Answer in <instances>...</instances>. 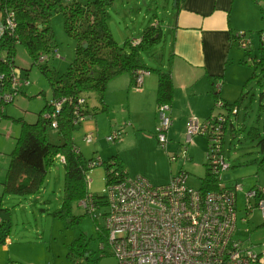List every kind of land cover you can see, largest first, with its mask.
I'll return each instance as SVG.
<instances>
[{
	"label": "rangeland",
	"instance_id": "rangeland-1",
	"mask_svg": "<svg viewBox=\"0 0 264 264\" xmlns=\"http://www.w3.org/2000/svg\"><path fill=\"white\" fill-rule=\"evenodd\" d=\"M174 5V0H115L114 5L108 10L109 28L115 40L122 44L125 40L141 39L143 31L148 26L159 22L163 34L160 43L153 50L157 53L156 57H152V51L143 53L142 58L145 64L152 68L168 66L170 46L168 42L172 39ZM255 9L260 19L256 20V23H261L264 29V3H261V7L255 5ZM50 26L54 33L57 51L55 54L51 53L49 60L42 62L41 66L33 63L23 46L16 47L15 70L18 73L27 74L30 85L25 88V94H18L14 102L5 107V109L8 107V117L0 121V177L2 179H0V220L3 221L0 226V261H5V264H10V262L73 264L70 259L72 252L75 260L84 264H118L110 254L101 257L103 239L97 229L99 225L103 227V223L95 220L92 215L86 214L79 205V201L74 202L71 207V216L76 219L74 222L60 213L65 176V167L62 162L55 161L38 193L23 196L4 194V180L10 164V154L15 148V137L18 136L20 129V124L14 119L23 117L30 122L32 119L36 121L45 103L52 99L50 83L43 74V70L47 69L54 74V77H59L66 72L75 59L76 42L66 34L63 15L54 13ZM247 36L252 41L251 56L248 57L246 50L240 46L233 47V50L238 51L239 54V62L231 64L232 66L229 65L231 69L232 67L234 69L233 79L229 83H220L224 86V95L229 103L239 99L242 92L246 94L243 101L236 106L238 114L231 116L236 138H233L234 134H231L229 127L225 135L223 153L226 162L231 167L227 172L231 177L228 184L240 183L242 187V190L237 192L239 214L234 237L258 245L264 244L263 218L257 208L252 209L246 218V194L253 185H258V176L264 175V170L258 169L257 165V162L264 156V143L260 141L264 139V66L258 65L256 68V62L262 57L258 30L249 31ZM57 54L60 58L56 57ZM245 58L248 59L246 64L242 63ZM162 60L164 63L161 64ZM246 82L249 84L244 87ZM99 95L94 91L85 95L93 111L102 103ZM123 96L126 97V94ZM95 118H97V123ZM95 118L83 122L73 132V140L84 158H98L101 154L103 161L108 163L112 161L111 156L114 154L116 144L109 143L106 137L119 125L116 126L106 113L99 112ZM252 128L258 129L260 139L251 141L247 138L246 134L248 135ZM89 132L98 135L91 144L83 141V137ZM147 135L150 134L147 133ZM50 138L52 141L58 140V136L53 132ZM139 141L142 145L133 168H141L151 174L162 167L160 157L153 149L150 140L140 138ZM181 142L183 145L180 149L184 146L185 140ZM207 149V139L198 136L194 139V145L188 148V155H191L193 160H185L184 155L180 153L176 158L177 163L173 165L174 175L183 169L189 172L188 185L194 189H198L201 185L200 176L204 174L203 164L207 158ZM178 160L181 162L178 163ZM106 174L105 166H98L89 171L92 193L96 195L106 193ZM244 219L248 222H242ZM6 236L10 238L13 245L7 250L4 249V243H2V239L4 240ZM79 244L80 247H76ZM261 248L258 247V251ZM85 250L91 253L90 262L85 259ZM105 252L108 253L107 250Z\"/></svg>",
	"mask_w": 264,
	"mask_h": 264
},
{
	"label": "built area",
	"instance_id": "built-area-1",
	"mask_svg": "<svg viewBox=\"0 0 264 264\" xmlns=\"http://www.w3.org/2000/svg\"><path fill=\"white\" fill-rule=\"evenodd\" d=\"M6 27L11 30L15 27L13 14L7 16ZM245 36L246 33L240 31L236 34V40L241 48L248 50L251 39ZM260 38L264 43V32ZM56 57L60 58V55ZM47 60L48 57L42 55L39 63ZM150 73L139 71L134 88L140 89L144 78ZM29 85L28 79L15 68L10 70L9 75L0 73V103L3 107L12 104L18 93ZM68 102L74 105L75 126L90 117L84 113L87 107L83 97L74 102L71 99L51 101L44 119L53 129H58L57 116ZM170 113L169 104L157 106L159 124L155 137L159 146L166 150L171 143L167 134L173 123ZM237 114L236 107H228L218 99L214 103V112L208 118L192 115L186 127L182 154L185 160L189 158L187 148L196 137L208 140L211 147L209 168L218 179L219 189L216 191L204 193L199 188L190 187L189 173L184 170L172 176L167 185L158 186L142 175L131 177L124 169V172L120 173L119 170L111 177L105 194L96 195L90 190L88 173L93 168L103 166L105 161L100 156L87 161L88 193L79 201V205L103 223V227H99L103 239L101 256L110 254L118 264H264V244L257 245L234 237L238 222L237 192L242 187L240 183L228 184L229 180H224L230 166L224 157L223 147L230 125L233 128L231 116ZM122 136L123 128H120L114 130L106 140L116 144ZM94 139V133L83 137L87 144L93 143ZM179 154L171 159L176 160ZM57 159L65 163L64 156L59 155ZM114 169L111 167V170ZM246 203L247 215L257 208L264 226V188H251L246 194ZM5 242L11 241L6 239ZM258 247L262 248L258 251Z\"/></svg>",
	"mask_w": 264,
	"mask_h": 264
},
{
	"label": "trees",
	"instance_id": "trees-1",
	"mask_svg": "<svg viewBox=\"0 0 264 264\" xmlns=\"http://www.w3.org/2000/svg\"><path fill=\"white\" fill-rule=\"evenodd\" d=\"M174 1L176 8L180 0ZM253 1L260 7L261 3H264V0ZM114 2L115 0H0V73L9 75L10 70L16 68L14 58L18 45L23 46L33 63L39 66H41L40 56L45 55L49 60V55L56 53L54 33L50 26L54 13L63 15L66 34L76 42L75 59L65 73L54 77L49 70H43V74L50 83L52 99L45 103L36 122L29 123L23 118L14 119L20 124V132L15 138L16 145L10 154V164L4 180V194L19 196L36 194L44 185L48 171L54 165L57 156H64V191L60 213L70 218L72 222L76 220L74 216H71L72 204L86 197L88 193L86 173L89 170H87L86 163L93 158H84L76 151L78 149L73 140V132L81 124L74 125V105L72 103H66L57 116L58 129H53L44 119V113L50 109L51 101L71 99L74 102L77 98L83 97L86 99L87 107L84 113L88 114L90 116L88 119H90L97 113L89 109L85 96L87 93L98 92L102 102L108 84L113 79L129 74L132 77L131 86L135 87L136 74L141 70L154 73L158 77L157 105L169 104L171 106L174 98L175 88L170 66L166 71L152 68L147 66L142 58L143 53L152 52L162 39L163 31L159 22L148 26L137 43L125 40L120 44L115 40L109 28L108 10ZM9 14H13L15 23L12 30L6 27V18ZM234 38L236 35L233 36V41H235ZM260 50L262 57L256 62V68L258 65L264 66V43H261ZM172 56L171 52L170 57ZM23 76L27 78V74ZM248 84L246 82L244 87ZM21 91L18 94H23ZM214 94L215 100L221 99L217 91H214ZM245 95L242 92L235 102L224 101V103L228 107H236L243 101ZM5 107L0 103V121L8 117L5 114ZM51 132L58 136L57 141L51 140ZM230 132L235 136L233 128ZM246 136L251 141L260 139L257 128H252ZM260 141L264 143V139ZM207 146V158L203 164L204 174L200 178L199 187L204 193L219 189L218 179L208 164L211 149L208 140ZM112 160L113 164L105 162L103 165L106 168L107 185L115 172L119 170L120 173L124 172V167L121 166L118 157ZM257 165L258 169L264 170V156L257 162ZM111 167L115 169L111 170ZM99 227L100 225L97 230L101 233ZM76 247H80V244ZM84 256L87 262L92 260L89 250L84 251ZM70 259L73 264H84L75 260L72 252Z\"/></svg>",
	"mask_w": 264,
	"mask_h": 264
},
{
	"label": "crops",
	"instance_id": "crops-1",
	"mask_svg": "<svg viewBox=\"0 0 264 264\" xmlns=\"http://www.w3.org/2000/svg\"><path fill=\"white\" fill-rule=\"evenodd\" d=\"M255 5L259 6L253 0H180L178 7H174L171 26L172 39L168 42V45L170 44L168 66L159 67L166 71L170 66L175 88L170 113L173 123L167 133L170 142L173 143H170L167 150L160 148L154 135L158 126V105L156 102L158 77L156 74L147 75L140 89L131 86L132 77L129 74H123L108 84L102 103L96 110L93 111L89 107L93 113L97 114L104 109L102 113L108 114L111 121L116 126L119 125L118 129L123 128V136L116 143L114 154L111 157H118V161L127 170L129 176L142 175L153 185L158 186L170 182L174 176L173 165L177 163V160H172L171 157L177 156L179 153L182 154L181 149H184V146L180 149V146L183 145L181 140H185V131L190 116L196 115L206 119L214 112L216 101L214 91L219 93L222 101L228 102L224 95V86L220 83L232 81L234 69L233 67L231 69V66L239 62L238 51L233 50V47L239 45L236 38L233 41V36L243 31L246 32L245 38L251 39L247 36L249 31L258 30V33L261 34V31L264 30L261 23H256V20L260 19ZM138 40L140 39L136 38L132 41L135 43ZM250 47L246 50L248 57L251 56ZM171 52L173 53L172 57H170ZM153 53L152 57L155 58L157 53L156 51ZM243 62L246 64L248 59L245 58ZM162 63L164 60L161 61ZM237 83H239L238 79ZM25 88L21 91L23 94H25ZM125 94L126 97L123 96ZM7 110L8 107L5 109L6 115H8ZM38 117L39 115L37 119ZM94 118L95 116L90 119ZM27 122L34 123L36 121L32 119L31 122ZM19 132L20 129L18 135ZM97 137L98 135L95 134V139ZM140 138L150 140L153 149L160 157L162 167L151 174L141 168H133L138 160V151L142 145L139 141ZM187 160L191 161L193 157L190 155ZM180 162L178 160V163ZM4 163L6 165V162ZM182 166L183 164L181 168ZM258 178V185H253L251 188L256 186L264 188V175H259ZM2 224L3 221L0 220V226ZM6 239L10 240V238L6 236L4 240L2 239L5 250L13 246L12 241L6 243ZM4 262L0 261L1 264H5Z\"/></svg>",
	"mask_w": 264,
	"mask_h": 264
},
{
	"label": "water",
	"instance_id": "water-1",
	"mask_svg": "<svg viewBox=\"0 0 264 264\" xmlns=\"http://www.w3.org/2000/svg\"><path fill=\"white\" fill-rule=\"evenodd\" d=\"M230 178H231V177H230V175H229V174H227V175H225V178H224V180H225V181H227V180H230Z\"/></svg>",
	"mask_w": 264,
	"mask_h": 264
}]
</instances>
